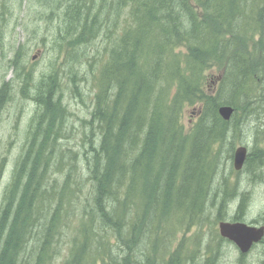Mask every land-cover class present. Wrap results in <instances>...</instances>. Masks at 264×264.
<instances>
[{"label": "trees", "instance_id": "16d2710c", "mask_svg": "<svg viewBox=\"0 0 264 264\" xmlns=\"http://www.w3.org/2000/svg\"><path fill=\"white\" fill-rule=\"evenodd\" d=\"M38 2L59 11L53 41L70 53L99 38L108 44L83 152L89 197L76 202L81 183L69 163L76 155L61 146L66 109L56 74L35 80L19 66L20 89L37 111L0 198V264H54L68 232L56 264H193L196 253L180 241L171 249L177 234L225 219L233 187L224 178L218 190L214 179L242 141V120L264 116V0ZM8 86L1 83L0 102ZM221 105L233 107L229 120ZM188 106L197 116L185 125ZM254 140L253 164L264 154Z\"/></svg>", "mask_w": 264, "mask_h": 264}, {"label": "rangeland", "instance_id": "374dc122", "mask_svg": "<svg viewBox=\"0 0 264 264\" xmlns=\"http://www.w3.org/2000/svg\"><path fill=\"white\" fill-rule=\"evenodd\" d=\"M38 1L0 0V85L2 82L9 83L6 98L0 102V198L10 179L14 163L24 148L27 130L37 111L35 102L30 98V90L22 93L20 89L18 67L23 65L24 68L31 69L35 80L50 72L56 74L59 87L57 94L66 109L65 128L62 133L64 139L61 146L69 153L66 155H76V161L69 159V163L74 162V175L81 183V191L78 192L76 202L82 205L84 199L89 197L90 185L87 179L88 169L83 158V152L87 148L86 136L91 135L88 121L96 91V76L102 62L105 61L108 44L106 40L99 38L70 53V49L66 50L68 45L64 41L61 40L59 44L53 41L54 31L59 26L55 19L59 11L51 12L50 9H46L48 5ZM111 32V36L119 35L120 27L117 26ZM16 54H19L18 61L17 64H13L12 59L16 58ZM217 75H220L218 69L210 70L209 89H214V76ZM196 116L197 107L188 106L183 111V122L188 125ZM260 117L261 119L252 115L242 120L238 131L242 141L234 140V150L237 146L244 145L247 151L252 153L256 135L257 144L264 149L263 114ZM64 173L57 174L58 181L62 180ZM224 178L229 187H233L231 188L233 193L223 210L224 220L231 222L229 217L243 192L242 216L248 218L264 214V168L259 167L254 172L251 171V174L247 170L241 171L237 178L233 169V159L225 157L214 179V188L221 189ZM219 207L217 202L209 205V217L213 218ZM215 228L218 229V223L213 225L206 222L199 228H191L184 235L178 233L171 249L180 241L184 252L196 253L193 264H202L206 255H209L211 264H259V260L264 256L261 253L262 247H257L245 257L237 259L238 253L229 241H216ZM70 237V232L62 235L59 244L60 254L54 258L56 259L53 260L54 264L62 259L66 242ZM195 241L198 242L197 248L193 247ZM208 248H212L210 253L205 251Z\"/></svg>", "mask_w": 264, "mask_h": 264}, {"label": "water", "instance_id": "95a60500", "mask_svg": "<svg viewBox=\"0 0 264 264\" xmlns=\"http://www.w3.org/2000/svg\"><path fill=\"white\" fill-rule=\"evenodd\" d=\"M218 113L224 120H229L233 113V107L230 105H221L218 108ZM246 155V146L239 145L235 148L233 152V167L236 170L242 167ZM218 229L222 237L234 241L242 252L247 251L251 243L260 238L264 232V227H255L244 222H230L225 220L219 222Z\"/></svg>", "mask_w": 264, "mask_h": 264}, {"label": "flooded vegetation", "instance_id": "af4514ba", "mask_svg": "<svg viewBox=\"0 0 264 264\" xmlns=\"http://www.w3.org/2000/svg\"><path fill=\"white\" fill-rule=\"evenodd\" d=\"M253 157H254V155H252L251 152L247 151V155L245 157V160H244V163H243L242 167L240 169H238V170H236L233 167V169L235 170V173L237 175V178H238V173L241 172V171L247 170V172L251 174V171L254 172V170H256L259 167L260 168L261 167L264 168V155H262V160L263 161L262 162H257L256 161L255 162L256 165L253 164V162H252V158ZM232 159H233V157H232ZM240 196L241 197L239 198L234 210L232 211V215L230 216L231 222H244V223L249 224L251 226L264 227V214L260 213L258 215H254V216H251V217H248V218L246 216H244V217L242 216V214H243V205H244L242 202H243L244 192L241 193ZM219 222H218V224H219ZM219 235H220V233H219ZM223 239L225 241L226 240L229 241L235 247V249H236V251L238 253V258L237 259L245 257L248 253H250L251 251L255 250L257 247H262L261 253L264 254V232L260 236V238H258L256 241H253L251 243L250 247L245 252H242L240 250V248L238 247V245L234 241L228 240L227 238H224V237H223ZM211 249L212 248H208L205 251H208L210 253ZM208 261H210L209 255H206L205 257H203V264H207ZM259 264H264V256H263L262 259L259 260Z\"/></svg>", "mask_w": 264, "mask_h": 264}, {"label": "bare ground", "instance_id": "6f19581e", "mask_svg": "<svg viewBox=\"0 0 264 264\" xmlns=\"http://www.w3.org/2000/svg\"><path fill=\"white\" fill-rule=\"evenodd\" d=\"M83 31V30H82ZM172 64V63H171ZM171 66V65H170ZM100 99V98H99ZM240 102V101H239ZM49 127V126H48ZM123 134V133H122Z\"/></svg>", "mask_w": 264, "mask_h": 264}]
</instances>
